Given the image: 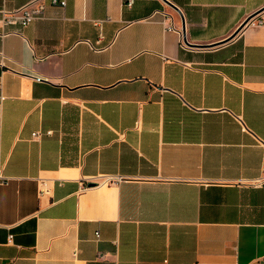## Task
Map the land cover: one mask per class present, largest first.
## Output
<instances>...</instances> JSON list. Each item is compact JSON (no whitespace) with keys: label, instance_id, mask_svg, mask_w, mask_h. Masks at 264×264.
I'll use <instances>...</instances> for the list:
<instances>
[{"label":"crops","instance_id":"crops-1","mask_svg":"<svg viewBox=\"0 0 264 264\" xmlns=\"http://www.w3.org/2000/svg\"><path fill=\"white\" fill-rule=\"evenodd\" d=\"M29 1L0 0V264L263 262L264 0L2 22Z\"/></svg>","mask_w":264,"mask_h":264},{"label":"built area","instance_id":"built-area-1","mask_svg":"<svg viewBox=\"0 0 264 264\" xmlns=\"http://www.w3.org/2000/svg\"><path fill=\"white\" fill-rule=\"evenodd\" d=\"M48 2L49 0H30L29 2L18 8H14L11 10L3 8L1 10L2 22L5 24H21L23 26H26L29 23H31L33 20L43 18L45 16V10ZM50 3L65 6L67 0H50ZM161 22L165 26L166 30L178 32V34L180 35L181 45L187 46L183 33L184 29L181 24L168 22L167 19H163L161 20ZM95 23L97 25H101L102 20H96ZM258 23L260 24L261 22ZM9 33L10 32L7 31H1L2 36H6ZM39 134L40 132H35L34 136H38ZM113 181H119V178H114ZM40 182H41V188L39 190L40 194L49 192L48 181L46 179H41ZM263 182H264V167H263V173L259 177L241 183H247L250 185L258 186L261 185ZM259 264H264V260Z\"/></svg>","mask_w":264,"mask_h":264},{"label":"water","instance_id":"water-1","mask_svg":"<svg viewBox=\"0 0 264 264\" xmlns=\"http://www.w3.org/2000/svg\"><path fill=\"white\" fill-rule=\"evenodd\" d=\"M166 2L170 5V6H172L173 8H175L178 12H180L181 13V15H182V12H181V10L177 7V6H175L173 3H171L170 1H168V0H166ZM256 13L257 12H255V13H253V14H251L250 16H248V18L241 24V26H240V28L242 27V26H244L246 23H248L255 15H256ZM238 31V30H237ZM236 33V32H235ZM234 33V34H235Z\"/></svg>","mask_w":264,"mask_h":264}]
</instances>
